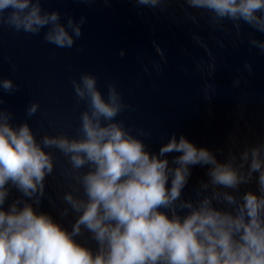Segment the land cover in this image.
Segmentation results:
<instances>
[{
	"label": "clouds",
	"instance_id": "obj_1",
	"mask_svg": "<svg viewBox=\"0 0 264 264\" xmlns=\"http://www.w3.org/2000/svg\"><path fill=\"white\" fill-rule=\"evenodd\" d=\"M171 2L135 0L161 11ZM183 2L207 13L214 26L230 21L237 32L243 24L264 36V0ZM83 23V17H69L65 25L41 0H0V24L31 35L47 28L44 39L58 48H71ZM249 44L264 53V39L250 36ZM72 85L87 105L74 136L38 140L27 120L13 124L0 97V264H264V143L221 161L208 147L173 134L152 152L116 119L127 106L114 84L106 98L92 74ZM15 88L11 78L0 77V92ZM38 110L32 102L26 115ZM51 149L67 158L66 174L78 185L64 194L68 207L60 212L75 214L70 230L37 210L55 167ZM197 166L207 168V180L199 183L196 199H184ZM253 180L255 190L240 193ZM13 188L20 197L9 204ZM85 233L95 250L77 239Z\"/></svg>",
	"mask_w": 264,
	"mask_h": 264
},
{
	"label": "water",
	"instance_id": "obj_2",
	"mask_svg": "<svg viewBox=\"0 0 264 264\" xmlns=\"http://www.w3.org/2000/svg\"><path fill=\"white\" fill-rule=\"evenodd\" d=\"M41 3L47 11H58L65 25L69 17H83L84 23L71 48L47 42V28L31 35L0 24V77L16 85L11 93L0 92L3 107L14 114L13 124L27 120L38 140L44 134H77L87 105L78 102L72 81L88 73L105 98L108 86L115 85L127 106L116 119L152 152L173 134L208 147L221 161L264 143V53L249 44L250 36H264L249 26L242 24L239 32L230 21L214 26L207 13L188 9L183 0H172L163 11L139 7L135 0ZM32 102L39 103V110L28 117ZM51 151L55 167L37 210L49 212L70 230L75 214L70 208L66 216L60 212L68 207L64 194L78 185L66 174L67 158ZM206 172L192 169L182 198H197ZM248 188L255 190V180L242 185L240 193ZM18 197L13 188L8 203ZM77 239L95 250L89 234Z\"/></svg>",
	"mask_w": 264,
	"mask_h": 264
}]
</instances>
